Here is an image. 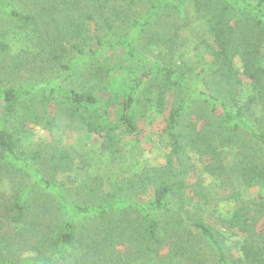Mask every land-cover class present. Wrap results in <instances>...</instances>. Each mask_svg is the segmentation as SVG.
I'll use <instances>...</instances> for the list:
<instances>
[{
	"label": "trees",
	"instance_id": "16d2710c",
	"mask_svg": "<svg viewBox=\"0 0 264 264\" xmlns=\"http://www.w3.org/2000/svg\"><path fill=\"white\" fill-rule=\"evenodd\" d=\"M192 21L204 28L205 59L190 80L184 63L152 51ZM10 28L33 45L32 60L69 77V45L87 67L78 87L57 72L0 87V264H209L208 254L210 264H264V0H0V66L14 71ZM117 52L145 63L122 96L108 80L125 70ZM148 116L165 139L163 163L123 156L131 175L75 192L56 179L74 167L68 126L134 143ZM29 125L51 138L30 141ZM226 237L241 238L237 253Z\"/></svg>",
	"mask_w": 264,
	"mask_h": 264
},
{
	"label": "rangeland",
	"instance_id": "374dc122",
	"mask_svg": "<svg viewBox=\"0 0 264 264\" xmlns=\"http://www.w3.org/2000/svg\"><path fill=\"white\" fill-rule=\"evenodd\" d=\"M173 37V35H172ZM204 37V28L200 22L192 21L191 24L183 26L176 34V38H172L170 43L162 44L160 47L152 51L153 58L160 63L171 61L175 65L184 63L185 74L187 78L192 80L195 73L203 66L205 53L201 45V38ZM10 43L16 41V45L12 46V53L8 59L15 62L16 68L12 70L10 65L0 66V87L3 85H12L15 87L27 88L35 82L41 81L44 77L57 72L62 78L61 82L66 86L78 87L81 86L85 78L87 63L78 58L79 54L69 45L61 56L60 64L72 68V75L65 68L61 69L55 61L38 62L32 60L33 45L24 39V35L16 32L13 28L9 29L7 36ZM29 49V50H28ZM28 51H31L28 54ZM146 54L149 50L144 51ZM124 54L116 53L115 59L125 65V70L120 78H117L115 72L108 75V80L111 82V90L122 96L124 89L131 82V79L137 76L144 69V62H137L123 56ZM150 56V53H148ZM96 64L103 63L101 60L94 61ZM189 80V81H190ZM191 82V81H190ZM138 125L141 127L140 140L134 143L128 137H122L121 141H126L127 145L121 147V141L114 144L104 142L97 134L90 133L84 129L73 126H68L62 134V144H64L74 157V167L70 172L58 174L56 179L64 182L70 192H75L73 187L80 183H92L104 185L113 180L117 176L131 175L129 170L130 165L136 161L139 168L156 166L164 162L166 153L165 139L159 134L158 118L153 116L142 117L138 120ZM31 128L30 141L42 142L48 141L51 138L50 133L42 129L40 126L29 125ZM126 157L130 165H125ZM13 175L5 179L1 185L5 189L4 196L11 193V184H15ZM204 184L210 194L212 202L218 201L219 188L213 184L211 177H205ZM3 196V197H4ZM73 198V197H70ZM75 199L77 197H74ZM212 218V217H210ZM213 226H216L215 221L210 220ZM240 237H226V243L231 246L233 251L237 253L240 246ZM32 252H23L20 254L21 259H27L33 256ZM208 263H211L210 254L207 256Z\"/></svg>",
	"mask_w": 264,
	"mask_h": 264
}]
</instances>
